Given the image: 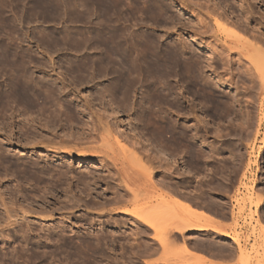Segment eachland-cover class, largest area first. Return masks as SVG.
<instances>
[{"label": "rangeland", "instance_id": "1", "mask_svg": "<svg viewBox=\"0 0 264 264\" xmlns=\"http://www.w3.org/2000/svg\"><path fill=\"white\" fill-rule=\"evenodd\" d=\"M255 47L264 0H0V264H239L222 234H264ZM136 164L152 180L137 202ZM149 196L170 210L156 231L122 213ZM170 213L195 228L163 238Z\"/></svg>", "mask_w": 264, "mask_h": 264}, {"label": "bare ground", "instance_id": "2", "mask_svg": "<svg viewBox=\"0 0 264 264\" xmlns=\"http://www.w3.org/2000/svg\"><path fill=\"white\" fill-rule=\"evenodd\" d=\"M254 45V44H253ZM254 48V47H253ZM260 48V47H259ZM259 48H257V47H255V49H254V51L252 52V53H250L249 55H248V57L250 58V62L252 63V65H253V67H254V69H255V71H256V73L262 78V80L264 81V51L263 50H261V48L259 49ZM154 60V59H153ZM152 59L151 60H149L148 61V65H149V67L150 66H152V65H155V67L156 68H158L159 66H167V67H169L168 65H167V62L165 63V61L163 62H161L160 60H159V62H158V60L157 61H153ZM163 60V59H162ZM109 61V60H108ZM111 62V61H110ZM131 63H133V62H131ZM107 64V63H106ZM110 65V64H109ZM126 65V64H125ZM134 66V65H133ZM145 66H147V65H145ZM177 66V65H176ZM148 67V66H147ZM146 67V68H147ZM148 67V68H149ZM153 67V66H152ZM192 70V69H191ZM136 71V70H135ZM148 72H151V71H148ZM167 73H169L170 74V72L169 71H166ZM188 72V71H187ZM191 72V71H190ZM194 72V71H193ZM135 74H136V72H135ZM134 74V75H135ZM138 74H139V77H140V75L142 74L141 72H137V74H136V76L135 77H138ZM156 74V73H155ZM191 74H195V73H192L191 72ZM119 75H121V74H119ZM150 75H151V73H150ZM149 75V73H148V75L147 76H150ZM168 75V74H167ZM176 75H178V74H176ZM117 76V75H116ZM152 76H155V75H152ZM151 76V77H152ZM169 77H171L170 75H168ZM119 77V76H118ZM135 77H134V79H135ZM137 78L138 79V81H139V79L140 78ZM190 77H192V75L190 76ZM193 77L194 78H191V79H193L192 81H191V79L189 80V81H191L192 83H194V84H199L198 82H199V77H195V75H193ZM133 77H132V75H131V73H128L127 75L125 74H123L122 76H120V78H118V80H117V82H118V87L117 88H115V89H119V90H123V91H127L128 89L127 88H129V87H132L131 85L132 84H134V83H132V82H130L131 80H133V81H135L134 79H132ZM145 78V77H144ZM157 78V77H156ZM196 78V79H195ZM131 79V80H130ZM136 79V80H137ZM189 79V78H188ZM197 79H198V82H197ZM117 82H116V84H117ZM191 82H189V83H191ZM130 83H132V84H130ZM191 83V84H192ZM201 83V82H200ZM206 85V84H205ZM193 86H195V85H193ZM198 86V85H197ZM197 86H195V87H197ZM191 87H192V85H191ZM118 93H120L119 91H118ZM126 94V93H125ZM169 95H170V92H169V90L166 92V93H162L161 94V98H163L164 100H167V97H169ZM125 96V95H124ZM150 113V112H149ZM148 113V114H149ZM146 115V114H145ZM151 115H153V114H151ZM150 117V116H149ZM148 117V118H149ZM151 117H153V116H151ZM153 119H154V117H153ZM161 119V118H160ZM165 122V121H164ZM107 129V128H106ZM165 129V128H164ZM166 131V133L167 134H169V136L168 137H175L174 136V134H175V127H173V125L170 123V121H168L167 122V124H166V129H165ZM126 151V150H125ZM133 154V153H132ZM131 154V158H136L135 156H134V154L132 155ZM127 157V159H130V160H128V161H130V163H131V158L128 156V154L126 155ZM133 156V157H132ZM120 158H122V157H120ZM126 160V159H125ZM136 160V159H135ZM172 160V159H171ZM241 161V160H240ZM117 162V161H116ZM136 162H137V160H136ZM145 162V161H144ZM131 164H135V162H132ZM142 164V163H141ZM144 164V163H143ZM135 167H130L129 169H128V167H127V169H128V171H124V174H126V179L127 180H125V183H126V186L128 187V189H129V191H131V193H132V196H133V198L130 196V198L131 199H133L135 202H137V201H139V198L138 197H140L141 195H144V191H146L147 189H148V187H150L151 185H152V180H151V177H150V169L149 168H146L145 166H141V165H139V164H136V165H134ZM136 166L138 167V168H136ZM246 168V167H245ZM149 170V171H148ZM170 170V169H169ZM238 170V169H237ZM234 178V177H233ZM120 180V179H119ZM171 182V181H170ZM233 184H234V181H233ZM247 186V185H246ZM231 187V186H230ZM124 190V189H123ZM226 190V189H225ZM248 189H246V191H247ZM251 190V189H250ZM253 190V189H252ZM251 190V191H252ZM256 190V189H255ZM239 192V191H238ZM117 193V192H116ZM174 193V192H173ZM258 193V192H257ZM260 193V192H259ZM148 194V193H147ZM225 194V193H224ZM261 194V193H260ZM259 194V195H260ZM129 195V194H128ZM252 195V194H251ZM251 195H250V193H249V195H248V197L250 196L251 197ZM261 196H263V195H261ZM154 197V196H153ZM237 197V196H236ZM239 197V196H238ZM253 197V196H252ZM258 197V196H257ZM130 198L129 199H127V200H118L116 203H117V206H115L114 207V209H118V211H120L119 209L121 208H123L124 206H127L128 205V200H129V203H130ZM259 198V197H258ZM147 201H145L144 203H140V204H138L137 205V207H135L134 209H128L129 211H124V212H122V213H131L132 215H135L137 218H139L143 223H145L146 225H148V227L150 226L152 229H154L155 231L157 230V228H158V225H160L159 223H161V221L160 220H157V219H155V218H153V215H152V213H155V212H158V211H168V212H170V210H167V209H169V208H167L166 209V205H164L163 203H161V202H156V203H154L153 201V203H151V204H149V205H144L146 202L147 203H149V202H151L150 201V196L149 197H147ZM239 199V201H240V199L241 198H238ZM252 199V198H251ZM262 199H263V197H262ZM152 200V199H151ZM242 200V199H241ZM248 200V202H249V200L250 199H247ZM236 201H237V199H236ZM243 201V200H242ZM242 201H240V203H241V205H243L242 203H244V204H246L245 203V201L244 202H242ZM259 201H261V200H259ZM259 201H257L256 202V206L258 205V204H260L259 203ZM238 202V201H237ZM247 202V203H248ZM250 204V203H249ZM253 206L255 207V205H254V201H253ZM237 205V204H236ZM240 205V206H241ZM245 206V205H244ZM260 206V205H259ZM190 207V206H189ZM192 207V206H191ZM198 208V207H197ZM240 208V207H239ZM242 209H243V207H241ZM246 208V207H245ZM244 208V209H245ZM247 209H250V205H249V208H247ZM172 210V209H171ZM223 211H225V210H223ZM121 212V211H120ZM243 212V211H242ZM250 213L251 212H249V216H248V218L250 217ZM257 213V212H256ZM255 213V214H256ZM157 214V213H156ZM161 214V213H160ZM166 214V213H165ZM171 214V213H170ZM6 215V214H5ZM167 215H168V213H167ZM234 215V214H233ZM199 216V215H198ZM244 216V215H243ZM171 217V218H170ZM200 217V216H199ZM227 217V216H226ZM233 217V216H232ZM252 217V216H251ZM237 218V217H236ZM258 218V217H257ZM169 220H167V217H166V221L168 222V227H167V229H166V231L164 232V237L163 238H167V239H170L169 237H172L173 235H175V234H178L179 233V231H181V229H182V231L184 230V229H186V228H192V227H194V226H196V225H194V224H188V223H186L185 222V220H184V218H182V217H180V216H177V215H174V214H171V215H169V218H168ZM235 219V218H234ZM239 219V218H238ZM260 219V218H259ZM204 220V219H203ZM202 220V221H203ZM244 220V219H243ZM165 221V222H166ZM205 221H207L206 219H205ZM229 221V220H228ZM235 221H237V220H235ZM248 221L250 222V220L248 219ZM256 221H257V219H256ZM197 222V221H196ZM258 222V221H257ZM260 222V221H259ZM235 223V224H234ZM237 222H233V224H232V226H230L229 228L231 229L230 230V232L228 231V232H225L224 234H222V236L223 237H225V238H227V239H232L233 241V243H234V245H236V247L238 248V252H237V259H238V263L239 264H251L253 261H258V262H260V259L259 260H254L255 258L257 259V257L258 256H260L261 254H260V251L262 250L263 252H264V234H261V236H260V239H261V241H259V240H255V242L252 244L251 243V247L249 246H247V244H245V241L243 240V242L244 243H242V238H243V234H245V232H240V231H238V228H237V224H236ZM262 223V222H261ZM253 224V223H252ZM255 224H257V223H255L254 222V224L253 225H255ZM231 225V224H230ZM239 225V224H238ZM247 225H248V223H247ZM204 226V227H203ZM205 226H210V227H212L213 229H218V227L216 226V225H212V224H204V225H202L201 227L202 228H199V229H201V230H206L205 229ZM186 227V228H185ZM245 227V226H244ZM243 227V228H244ZM184 228V229H183ZM195 228V227H194ZM262 231L264 232V226L262 225ZM226 229V228H225ZM240 229V228H239ZM242 229V228H241ZM251 229H253V227L251 228H249L248 230H250V231H252L253 232V230H251ZM243 230V229H242ZM258 229H256V231H257ZM246 231V230H245ZM249 232V231H248ZM182 233V232H181ZM214 233V232H213ZM219 233V232H218ZM255 233H257V232H255ZM253 234V233H252ZM179 235V234H178ZM183 235V234H182ZM246 235V234H245ZM184 236V235H183ZM249 236V235H248ZM257 236V235H256ZM174 237V236H173ZM179 237V236H178ZM250 237V236H249ZM248 238V237H247ZM254 238V237H253ZM259 239V238H258ZM171 240V239H170ZM170 240H168V242H170ZM248 240V239H247ZM160 241H162V239H161V237H160ZM171 241H173V238H172V240ZM253 241V240H252ZM176 242H178V241H175V243ZM247 242V241H246ZM171 244H173L172 242H170ZM249 243V242H248ZM98 244V243H97ZM137 244V243H136ZM146 244V243H145ZM185 244V243H184ZM138 245V244H137ZM166 246V245H165ZM187 246V245H186ZM136 247V246H135ZM217 247V246H216ZM161 248V247H160ZM88 249V248H87ZM235 249V248H234ZM139 250V249H138ZM233 257V256H232ZM229 259V258H228ZM232 259H234V258H232ZM221 260V259H220ZM257 263V262H256ZM261 263V262H260ZM260 263H258V264H260ZM234 264V263H233ZM253 264H254V262H253ZM262 264V263H261Z\"/></svg>", "mask_w": 264, "mask_h": 264}]
</instances>
